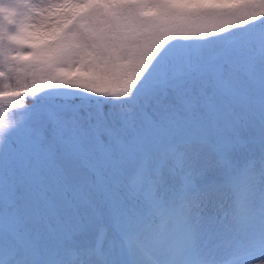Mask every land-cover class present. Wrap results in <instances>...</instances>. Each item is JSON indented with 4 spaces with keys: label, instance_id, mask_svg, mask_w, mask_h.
<instances>
[{
    "label": "snow or ice",
    "instance_id": "snow-or-ice-1",
    "mask_svg": "<svg viewBox=\"0 0 264 264\" xmlns=\"http://www.w3.org/2000/svg\"><path fill=\"white\" fill-rule=\"evenodd\" d=\"M0 264H264V0H0Z\"/></svg>",
    "mask_w": 264,
    "mask_h": 264
},
{
    "label": "rangeland",
    "instance_id": "rangeland-1",
    "mask_svg": "<svg viewBox=\"0 0 264 264\" xmlns=\"http://www.w3.org/2000/svg\"><path fill=\"white\" fill-rule=\"evenodd\" d=\"M17 111H20V110H17Z\"/></svg>",
    "mask_w": 264,
    "mask_h": 264
}]
</instances>
